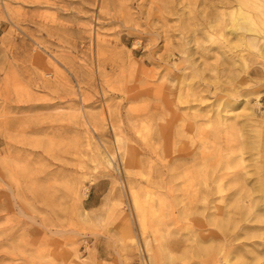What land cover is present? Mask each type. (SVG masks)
Masks as SVG:
<instances>
[{
    "label": "rangeland",
    "instance_id": "obj_1",
    "mask_svg": "<svg viewBox=\"0 0 264 264\" xmlns=\"http://www.w3.org/2000/svg\"><path fill=\"white\" fill-rule=\"evenodd\" d=\"M0 264H264V0H0Z\"/></svg>",
    "mask_w": 264,
    "mask_h": 264
},
{
    "label": "bare ground",
    "instance_id": "obj_2",
    "mask_svg": "<svg viewBox=\"0 0 264 264\" xmlns=\"http://www.w3.org/2000/svg\"><path fill=\"white\" fill-rule=\"evenodd\" d=\"M252 3V2H251ZM238 16V15H237ZM245 16V15H244ZM241 18H242V16H240ZM248 18V17H247ZM243 19V18H242ZM249 20V19H248ZM250 21V20H249ZM246 23H248V22H246ZM242 25H244V26H240V29H243V30H245V31H249L250 29H248L247 28V25H245V22L244 23H242ZM251 25H254V24H252L251 23ZM251 27V26H250ZM234 30V29H233ZM246 43L248 44V47L249 46H251V45H253L252 43H253V38H251L250 40H247L246 41ZM253 146V145H252ZM218 187V186H217ZM223 233V232H222Z\"/></svg>",
    "mask_w": 264,
    "mask_h": 264
}]
</instances>
